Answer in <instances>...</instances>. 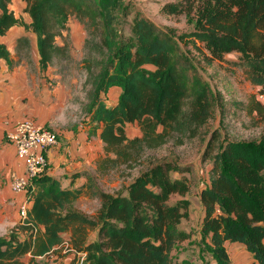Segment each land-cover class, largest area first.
Segmentation results:
<instances>
[{
    "label": "trees",
    "instance_id": "obj_1",
    "mask_svg": "<svg viewBox=\"0 0 264 264\" xmlns=\"http://www.w3.org/2000/svg\"><path fill=\"white\" fill-rule=\"evenodd\" d=\"M198 28L187 35L194 47L210 51V61L238 53V67L246 79L264 92V0H198ZM30 24L11 10L13 0H0V63H14L1 41L21 25L37 37L40 67L47 70L56 58L68 57V45L57 38L71 18L85 28L86 48L97 53L86 60L88 72L85 113L88 138L99 137L104 158L99 172L125 166L133 169L148 150L160 149L173 138L195 139L215 114L212 89L194 62L170 33L147 18L136 16L130 35L122 27L128 17L126 0H22ZM95 39L98 42H95ZM21 46L30 47L22 37ZM92 51V50H91ZM122 93L114 106L106 99L111 89ZM249 113L264 116L257 96ZM137 124L141 137L130 139L127 125ZM214 133L204 154L213 158L210 184L201 192L204 216L201 233L205 248L217 264H232L227 243H239L251 254L253 264H264V138L258 142H230L215 153ZM212 154H214L212 156ZM176 169L158 164L142 172L117 195L101 191L89 173L77 189L63 188L59 179L44 175L33 182L27 218L8 237H0V264H40L70 234L69 249L84 256V264H189L174 257L177 246L188 239L178 228L189 216L188 200L170 205L171 195L185 197L187 178L172 179ZM98 198L101 210L89 218L73 209L82 196ZM96 233L95 239L90 234Z\"/></svg>",
    "mask_w": 264,
    "mask_h": 264
},
{
    "label": "rangeland",
    "instance_id": "obj_2",
    "mask_svg": "<svg viewBox=\"0 0 264 264\" xmlns=\"http://www.w3.org/2000/svg\"><path fill=\"white\" fill-rule=\"evenodd\" d=\"M21 4H24L22 0H13L11 10L17 18L28 24L27 21L31 19ZM125 5L129 15L122 27L123 34L130 35V28L138 15L147 18L160 29L173 35L182 51L194 62L204 80L210 85L216 101L215 114L201 128L200 134L195 139L184 138L183 145H178L176 143L178 137H173L162 148L146 151L133 169L119 166L106 173L99 172L98 165L105 157L101 154L95 162L96 170L89 174L94 177L97 188L117 195L125 191L142 172H146L155 165L163 163L176 168L170 172L171 178H187L190 190L185 197L179 194L171 195L168 202L174 205L178 201L188 200L189 216L182 219L178 228L189 237L177 246L173 256L186 260L189 264H215L211 253L205 248L204 237L201 233L204 215L201 192L210 184V172L213 167V158L208 157L206 160L204 154L214 133H217L214 141V154L221 146L230 142H258L264 138V116L249 113L258 89L246 79L243 70L238 67L237 64L242 61L240 54H226L222 61H210L211 54L207 47L198 44L199 49H197L191 43V39L187 38V35L198 28L199 6L201 5L198 0H126ZM12 35L13 32L10 30L6 36L11 37ZM24 37L29 39L30 47L21 46L17 51L19 40L12 43L13 48L15 46L13 67L27 65L31 79L37 83V86L39 84L35 94L30 98V103L31 108L35 106L39 108L36 114L43 119L53 118L52 123L44 127L57 133H60V130H74L80 125L88 128L85 125L87 120L85 107L88 103L87 93L90 86L86 83L88 77L86 60H93L98 54L93 52V49L86 48L88 35L84 26L75 18L69 20L67 30L57 38L58 45H68V57L56 58L47 70L41 69L39 53H33L32 50L31 40L36 41V35L25 29ZM4 41L7 44L10 43L8 39ZM95 42L98 40L95 39ZM12 44L9 45L12 46ZM43 92L46 93L43 94ZM111 97L108 96L106 101H110ZM52 104L57 105L55 107ZM32 120L36 122L35 119ZM127 133L131 138H135L137 134L142 136L137 124L129 125ZM4 141L10 144L6 133ZM94 147L101 150L96 142H94ZM4 168H7V165ZM16 172L13 171L10 178L5 179L8 184L10 183V189L12 175ZM82 182H79V185ZM27 197L26 194L20 195L18 199L11 190L2 195L0 198V237H8L17 223L22 221L20 210ZM73 209L89 218H96L101 210V202L98 198L84 195L74 203ZM70 238L71 236L65 234L64 246L57 247L50 256L41 260L40 264H84V257L76 256L70 251ZM229 251L232 254L229 255L232 264H250L252 261L244 248L230 247Z\"/></svg>",
    "mask_w": 264,
    "mask_h": 264
},
{
    "label": "crops",
    "instance_id": "obj_3",
    "mask_svg": "<svg viewBox=\"0 0 264 264\" xmlns=\"http://www.w3.org/2000/svg\"><path fill=\"white\" fill-rule=\"evenodd\" d=\"M21 5L23 8L25 7L24 4ZM27 22L28 24L31 23L30 20ZM11 31L13 35L11 37H3L1 41L8 47L11 58L14 59L15 46L13 48V44L21 37L25 36V28L15 26ZM4 39H8L11 44L13 43L12 46L9 45L10 43L7 44ZM31 45L33 53H39L37 38L36 41L31 40ZM37 87H39V84L37 86V83L31 79L27 65L22 64L10 68L5 61L0 63V198L4 193H9L11 190L10 183L8 184L6 178H10L13 171L19 173L23 172V167L18 163L14 147L11 144H6L4 141L5 133L7 135L19 121L25 119H35L36 123L43 125V127L47 124H51L53 121L52 117H45L43 119L39 114L37 115L36 113L39 108H36V106L31 108L30 98L35 94ZM45 93L46 92H43V94ZM121 93L122 91L119 88L111 89L108 96L109 98L110 96L112 97L110 101H106L107 105L109 107L116 105ZM52 105L56 107L57 104ZM45 108L46 107H44V109ZM128 126L129 125L126 127V132ZM88 131L89 129L83 125L75 127L74 130H60V133L58 132V144L48 153L49 165L46 175L59 179L63 188H71L74 190L83 186L86 182L85 177L79 178L75 183H72L73 175L85 172L93 173L97 168L95 162L98 161L101 154L104 155L103 142L99 137H92L89 139ZM136 137H140V135L137 134L135 138ZM129 138L133 139L131 137ZM94 142H96L97 146L101 147V150L98 148L95 149ZM6 165L7 168H4ZM81 181L83 182L79 185ZM13 195L17 198L20 197V195ZM19 202L20 201H18V203ZM68 235L71 236L70 234ZM90 236L91 239H95L96 233H91ZM230 247L234 249H245V247L239 243L229 242L226 244L229 255H232L229 251ZM248 255H250L252 259L251 254L248 253ZM31 258V255H27L23 261L27 264ZM43 259L44 258H37L36 261L40 262ZM214 263L216 264V262ZM250 264H253V259Z\"/></svg>",
    "mask_w": 264,
    "mask_h": 264
},
{
    "label": "built area",
    "instance_id": "obj_4",
    "mask_svg": "<svg viewBox=\"0 0 264 264\" xmlns=\"http://www.w3.org/2000/svg\"><path fill=\"white\" fill-rule=\"evenodd\" d=\"M258 101L264 105V92L256 94ZM57 132L38 125L33 120L19 121L7 134L9 143L14 147L18 163L23 172L12 175L11 191L15 195H29L35 179L46 175L48 170V153L59 142ZM31 203L27 200L20 210L21 219L27 218ZM84 257L85 255H79Z\"/></svg>",
    "mask_w": 264,
    "mask_h": 264
}]
</instances>
